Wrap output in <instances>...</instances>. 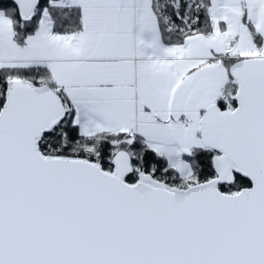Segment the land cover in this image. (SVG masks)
Returning <instances> with one entry per match:
<instances>
[{"label":"snow or ice","instance_id":"snow-or-ice-1","mask_svg":"<svg viewBox=\"0 0 264 264\" xmlns=\"http://www.w3.org/2000/svg\"><path fill=\"white\" fill-rule=\"evenodd\" d=\"M0 264H264V0H0Z\"/></svg>","mask_w":264,"mask_h":264}]
</instances>
